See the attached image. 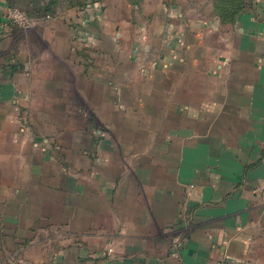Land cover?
I'll list each match as a JSON object with an SVG mask.
<instances>
[{
	"label": "crops",
	"instance_id": "1",
	"mask_svg": "<svg viewBox=\"0 0 264 264\" xmlns=\"http://www.w3.org/2000/svg\"><path fill=\"white\" fill-rule=\"evenodd\" d=\"M111 2L0 0V264H264V0Z\"/></svg>",
	"mask_w": 264,
	"mask_h": 264
},
{
	"label": "rangeland",
	"instance_id": "2",
	"mask_svg": "<svg viewBox=\"0 0 264 264\" xmlns=\"http://www.w3.org/2000/svg\"><path fill=\"white\" fill-rule=\"evenodd\" d=\"M104 0H53L51 4V8L57 10L58 7L62 5H66L68 7H85L89 3L103 2ZM141 1V0H140ZM170 3L182 4L184 8L185 17L189 20H196L197 18L212 20H219L223 32L222 35L229 36V34H234L231 32L230 28L237 21V18L245 13L253 9L255 6L256 0H167ZM43 2H48V0H35V4L31 5L27 0H19V6L15 5L13 8H19L23 11L27 10V6L33 10L38 11V13H42L46 5ZM121 3L124 2L126 6H129V3H133L136 5L139 0H112L111 3ZM52 12V11H51ZM229 33V34H228ZM180 35V34H179ZM201 36V32L196 31L194 33H188L189 37ZM181 36V35H180ZM72 110H67L70 113ZM75 119L69 116L65 119L61 127L55 125H45L44 131L45 136H73V131L77 132V129L80 128L74 121ZM43 127V126H42ZM60 128V129H59ZM107 129V126L101 123V120L98 119L96 124V131H103ZM59 130V132H58Z\"/></svg>",
	"mask_w": 264,
	"mask_h": 264
},
{
	"label": "built area",
	"instance_id": "3",
	"mask_svg": "<svg viewBox=\"0 0 264 264\" xmlns=\"http://www.w3.org/2000/svg\"><path fill=\"white\" fill-rule=\"evenodd\" d=\"M7 19L8 22L22 27L24 29L30 28L33 26L32 18L27 14V12L19 9V8H9L7 10Z\"/></svg>",
	"mask_w": 264,
	"mask_h": 264
},
{
	"label": "trees",
	"instance_id": "4",
	"mask_svg": "<svg viewBox=\"0 0 264 264\" xmlns=\"http://www.w3.org/2000/svg\"><path fill=\"white\" fill-rule=\"evenodd\" d=\"M53 3V0H49L46 4H44V5H46V7L44 8V12H51V11H53V9L51 8V4ZM42 11V12H43ZM26 12L29 14V15H32V14H34L32 11H28V10H26Z\"/></svg>",
	"mask_w": 264,
	"mask_h": 264
}]
</instances>
